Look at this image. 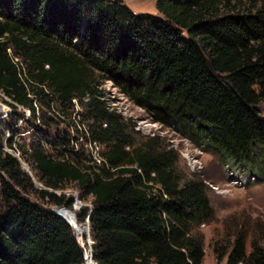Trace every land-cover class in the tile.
Here are the masks:
<instances>
[{"label":"trees","instance_id":"1","mask_svg":"<svg viewBox=\"0 0 264 264\" xmlns=\"http://www.w3.org/2000/svg\"><path fill=\"white\" fill-rule=\"evenodd\" d=\"M156 7L159 14L135 13L123 0H0V91L14 111L0 120V264H85L74 228L52 206L90 219L95 264H203L200 227L215 213L206 182L184 177L175 148L141 136L111 108L104 80L152 121L264 181L256 171L264 172L263 1ZM20 107L37 120L46 107L78 136L64 130L16 145ZM42 112L44 125L56 122ZM69 184L92 206L59 193ZM262 232L254 228L248 251L241 224L216 242L217 260L264 264Z\"/></svg>","mask_w":264,"mask_h":264},{"label":"rangeland","instance_id":"2","mask_svg":"<svg viewBox=\"0 0 264 264\" xmlns=\"http://www.w3.org/2000/svg\"><path fill=\"white\" fill-rule=\"evenodd\" d=\"M123 1L135 13H158L156 7L157 0ZM261 1L264 3V0ZM101 88L104 89L106 101L109 103L111 108H115L118 113L124 115L125 118H132L136 123L135 129L139 131L141 136H153L154 134L159 135L161 136L163 143L170 145L178 151L180 155L178 168L183 173L184 177H201L206 182L207 195L209 196L215 213L213 220H211L209 223L202 224L200 227V230L204 235L205 256L203 264H226V259L221 262L217 260L216 254L214 252L215 244L217 241L225 237L230 236V238H232V235L235 232H238L241 224H244L245 230H247V249L250 251L251 241L254 239V228H262V233H264V181L256 182L250 180L248 184H238L236 181H234L235 178L242 176L246 179V177L250 178L252 175L241 171L242 168L240 170V168L232 166V163L222 165L218 157L211 151L205 149L204 145H196L186 136H183L170 128L163 127L161 124L152 121L142 107L133 103L130 98L120 92L110 80H104L101 84ZM4 99L9 100L0 91V120L6 115H10L11 120L14 111L8 104L4 102ZM20 109L24 111L25 115H29V117L23 123L27 127H25L23 124V129L19 125L12 127H17L15 131H19L17 132V135L14 139L17 141H15L16 145L25 144L27 147H30L33 137H37L41 140H49L55 137L58 131L64 132V130H67L73 136H78L75 134V132H72L74 130L70 127V123L58 122V120L52 116L50 111H47L46 113V107L41 109L39 108L37 117H40V120H42L43 110L46 115L51 116L52 119L56 121L51 126L44 125L43 120L40 121L34 119L32 113H28L23 107H20L18 112ZM75 110V113H77L82 111V108L78 106ZM66 118L67 121H71L69 117ZM40 123H42V125ZM5 132L6 133L4 134L7 136L8 130H5ZM46 140H44V142H46ZM79 142L82 143V140ZM45 144V149H48L49 144ZM92 149L95 153V156L100 159V157H98L99 155L96 153L102 151L103 148L99 146L93 147ZM13 154H16L15 156L20 159L21 165L23 162L29 168V174L33 176L35 184L39 187H42V183L36 180L34 177L36 172L30 167L32 165L22 159L20 153L13 152ZM229 169L233 170L235 174L233 175ZM256 171L261 177H263L264 180V172H261L258 169ZM61 192L73 197L78 208L81 206H92L90 198L86 202H83L81 199H79V191L74 184H69L65 190L59 191V193ZM76 196H78L79 203H77L75 199ZM52 208L54 210L56 207L52 206ZM74 212L77 216V212ZM79 217L80 215L78 214L77 221L79 220ZM79 223L81 224L79 225L82 228L87 227V220L80 221ZM78 235L80 236L79 233ZM84 235H86V238L84 236V243L85 245L87 244L85 247L88 249V252H90V245L87 242L89 234L87 232ZM78 239L80 241V238ZM259 240L264 244V238ZM81 244H83V242H81Z\"/></svg>","mask_w":264,"mask_h":264},{"label":"water","instance_id":"3","mask_svg":"<svg viewBox=\"0 0 264 264\" xmlns=\"http://www.w3.org/2000/svg\"><path fill=\"white\" fill-rule=\"evenodd\" d=\"M19 160H20V159H19ZM22 165H23L24 170L27 171L28 173H30V170H29V168L26 166V164H24V163L22 162ZM75 199H76L77 203H79L78 196H76ZM68 210H69V209H67L65 206H57V207L54 209V212L57 213V214H59V215H61L62 217H64V218L70 223V225H72V227H73L74 230L76 231L75 226L73 225L72 221H71L70 219H68V218L66 217V215H65V212L68 211ZM86 225H87V227H88V234H89L88 243H89V245H90V252L87 251V249H86V247H85V243L81 244V242H80L81 239H80V241H79V239H78V241H79L80 244L85 248V259H86L85 264L87 263L88 259H90V261H91L92 263L95 264L94 259H93V244H94V241L91 239V236H90V233H91L90 219L87 220V224H86ZM76 233H77V238H80V237L78 236V232H77V231H76Z\"/></svg>","mask_w":264,"mask_h":264},{"label":"bare ground","instance_id":"4","mask_svg":"<svg viewBox=\"0 0 264 264\" xmlns=\"http://www.w3.org/2000/svg\"><path fill=\"white\" fill-rule=\"evenodd\" d=\"M3 118V117H2ZM65 215L68 219H70L73 223V225L75 226V229L76 231L80 234V239H81V242L84 243V234L88 232V227H84L82 228L78 223H77V216H76V213L72 210H68L65 212ZM79 236V235H78ZM88 242V241H87ZM87 245V244H86ZM85 245V246H86ZM88 251V250H87ZM86 264H94L90 261V259H88L87 263Z\"/></svg>","mask_w":264,"mask_h":264},{"label":"built area","instance_id":"5","mask_svg":"<svg viewBox=\"0 0 264 264\" xmlns=\"http://www.w3.org/2000/svg\"><path fill=\"white\" fill-rule=\"evenodd\" d=\"M76 108L79 106V107H81L80 105H79V103L76 101ZM24 108V107H23ZM28 113H30V111L29 110H27L26 108H24ZM80 109V108H79ZM7 116V115H6ZM6 116H3V118L4 117H6ZM25 118H23L22 120H20V123H17L16 125H19V126H21L22 124H23V122L25 121V120H27V118L29 117V115H25L24 116ZM15 128H17V127H14L13 129H15ZM11 130H12V128L8 131V135L6 136L7 138H9V136H10V132H11ZM96 144V143H95ZM97 147V146H96ZM7 150H9L8 148H7ZM97 155H99V153H96ZM230 171H231V173L234 175L235 173H234V171L233 170H231V169H229ZM237 175V174H236ZM236 177V176H235ZM251 178V179H250ZM246 177V179L245 178H243L242 176H239L238 178H235V180L234 181H236L238 184H241V185H245V184H247L250 180H253V181H255L256 180V177H255V175H252L251 177Z\"/></svg>","mask_w":264,"mask_h":264}]
</instances>
